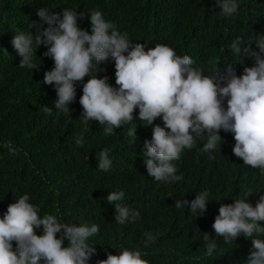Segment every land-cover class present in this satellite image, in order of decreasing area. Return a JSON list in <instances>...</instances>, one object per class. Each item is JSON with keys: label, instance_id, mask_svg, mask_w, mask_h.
<instances>
[{"label": "trees", "instance_id": "trees-1", "mask_svg": "<svg viewBox=\"0 0 264 264\" xmlns=\"http://www.w3.org/2000/svg\"><path fill=\"white\" fill-rule=\"evenodd\" d=\"M40 6L55 12L64 7L78 12L99 9L130 41L144 43L146 49L167 44L179 55H190L194 66L211 75L224 72L228 64L237 70L256 62L254 56L234 54L228 45L240 37L259 51L254 37L264 34V0H240L233 17L221 16L216 0H0V215L28 193L40 215L55 214L76 225L98 223L100 232L90 237L97 249L90 264L123 247L140 249L149 264H244L253 250L252 237L226 242L212 227L221 204L243 197L255 205L264 194V172L235 155L234 134L222 129L224 140L212 153L201 151L207 133L195 137L193 147L174 161L181 179L151 177L143 155L151 126L137 117L105 134L98 121H84L81 81L70 111L55 108L54 82H43L45 72L54 67V60L45 55L46 45L37 49V69L19 66L21 57L11 40L16 31H38ZM79 24L91 31L87 15ZM115 71L111 58L101 62L99 75H107L114 85ZM81 137L84 143L78 144ZM102 149H108L112 160L108 170L98 168ZM116 190H123L125 203L139 213L135 221H115V206L106 196ZM203 190L211 200L204 214L196 217L187 207L175 206L177 199L192 200ZM37 233L42 234L40 229ZM147 234L152 240L145 244ZM210 241L217 248L207 256Z\"/></svg>", "mask_w": 264, "mask_h": 264}, {"label": "clouds", "instance_id": "clouds-1", "mask_svg": "<svg viewBox=\"0 0 264 264\" xmlns=\"http://www.w3.org/2000/svg\"><path fill=\"white\" fill-rule=\"evenodd\" d=\"M216 2L221 16L233 17L239 11L240 0ZM37 13L41 17L38 31H16L11 40L21 57L19 66L37 69V49L46 45L45 55L54 60V67L45 72L43 82H54L55 108L70 111L69 105L77 96V82L81 81L83 94L79 102L84 121H98L105 134L132 124L137 117L151 126L153 133L145 141L143 153L151 177L164 182L181 179L174 161L180 159L185 148L193 147L195 137L204 133L207 141L201 151L212 153L224 140L222 129L234 134L235 155L243 158L244 164L264 172V34L254 37L259 51L246 46L240 37L228 45L243 58L254 56L253 65L235 70L233 64H228L224 72L206 75L194 66L190 55H179L167 44L157 43L146 49L144 43L130 41L127 33L116 28L99 9L78 12L64 7L55 12L40 6ZM85 15L91 21V31L79 24ZM110 58L115 61V85L107 75H99L101 62ZM86 76L89 78L84 82ZM136 129H132L135 136ZM76 142L83 144L84 140L81 137ZM6 146L14 150L11 142ZM97 158L98 168L111 167L108 149H102ZM209 196L207 190L196 192L194 199H177L175 206L187 207L192 214L198 213L197 217L206 212ZM106 200L115 206V221L121 224L135 221L139 215L125 203L123 190L110 191ZM262 221L264 194L255 205L243 197L221 204L212 227L215 235L226 242L252 237L253 250L244 264H264V237L255 235L264 233ZM99 232L100 225L95 222L76 225L55 214L40 215L25 193L0 215V264H90L97 252L90 237ZM151 240V234H147L145 244ZM216 248V242H208L205 255L212 256ZM96 264L149 261L140 249L123 247L118 253L108 252L107 258Z\"/></svg>", "mask_w": 264, "mask_h": 264}]
</instances>
